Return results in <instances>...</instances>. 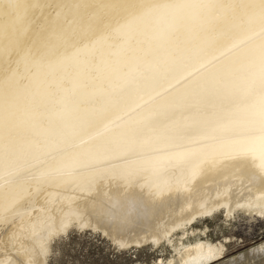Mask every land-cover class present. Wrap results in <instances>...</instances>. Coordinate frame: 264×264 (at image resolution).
<instances>
[{
	"label": "bare ground",
	"instance_id": "1",
	"mask_svg": "<svg viewBox=\"0 0 264 264\" xmlns=\"http://www.w3.org/2000/svg\"><path fill=\"white\" fill-rule=\"evenodd\" d=\"M216 213L264 219V0H0V264L73 227L264 264Z\"/></svg>",
	"mask_w": 264,
	"mask_h": 264
},
{
	"label": "rangeland",
	"instance_id": "2",
	"mask_svg": "<svg viewBox=\"0 0 264 264\" xmlns=\"http://www.w3.org/2000/svg\"><path fill=\"white\" fill-rule=\"evenodd\" d=\"M196 225L206 226V235L210 240L225 242L226 256L220 262L264 242V219L253 214L240 213L225 220L221 213H216ZM171 255L169 247L162 250L158 245L120 248L99 230L73 227L65 234L53 238L44 264H158L159 258L166 260Z\"/></svg>",
	"mask_w": 264,
	"mask_h": 264
}]
</instances>
